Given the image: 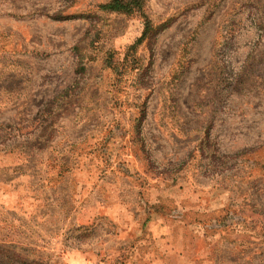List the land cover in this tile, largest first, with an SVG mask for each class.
<instances>
[{
	"label": "rangeland",
	"instance_id": "374dc122",
	"mask_svg": "<svg viewBox=\"0 0 264 264\" xmlns=\"http://www.w3.org/2000/svg\"><path fill=\"white\" fill-rule=\"evenodd\" d=\"M109 2L0 0V264H148L151 185L195 264H264V0Z\"/></svg>",
	"mask_w": 264,
	"mask_h": 264
},
{
	"label": "crops",
	"instance_id": "0c3cea01",
	"mask_svg": "<svg viewBox=\"0 0 264 264\" xmlns=\"http://www.w3.org/2000/svg\"><path fill=\"white\" fill-rule=\"evenodd\" d=\"M159 193L161 192L157 193L155 185H151L148 188L146 198L141 199L142 206L149 211V214L148 212L146 213L148 221L145 220L142 226L136 229L127 227V222L123 223L120 228L121 232L126 234L129 233L130 229H133L136 235L140 233L139 243H148V246L142 248L139 256L148 264H195L197 257L194 256L195 252H192L191 244L189 243L190 235L188 229L190 225H184L183 221L185 210L182 200L185 195L182 194L179 200L176 198L178 194L176 196L173 195L174 208L170 213H164L159 209ZM112 204H116L117 208H119L117 215H127L129 217V214H132L127 205L124 206L127 210L124 209V203L120 202V200ZM106 213L113 215L109 212ZM147 237L149 240H146ZM204 253L206 252L204 251Z\"/></svg>",
	"mask_w": 264,
	"mask_h": 264
},
{
	"label": "trees",
	"instance_id": "16d2710c",
	"mask_svg": "<svg viewBox=\"0 0 264 264\" xmlns=\"http://www.w3.org/2000/svg\"><path fill=\"white\" fill-rule=\"evenodd\" d=\"M139 4H140L139 0H111V2H109V7L114 10H123L126 12H131L132 9L136 5L139 6ZM146 31L147 30L145 29V32H143V34L137 39L136 42H139L143 38H145Z\"/></svg>",
	"mask_w": 264,
	"mask_h": 264
}]
</instances>
